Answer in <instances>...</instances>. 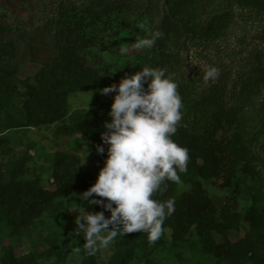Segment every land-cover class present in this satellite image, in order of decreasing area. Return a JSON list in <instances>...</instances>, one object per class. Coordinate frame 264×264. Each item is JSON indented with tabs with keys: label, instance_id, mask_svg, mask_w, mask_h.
I'll list each match as a JSON object with an SVG mask.
<instances>
[{
	"label": "rangeland",
	"instance_id": "rangeland-1",
	"mask_svg": "<svg viewBox=\"0 0 264 264\" xmlns=\"http://www.w3.org/2000/svg\"><path fill=\"white\" fill-rule=\"evenodd\" d=\"M58 1L31 0L30 14L21 18L20 25L30 28L42 23ZM64 1L78 8L93 3L91 0ZM139 3L151 7L149 16L142 20V27L149 22L157 24L164 14L181 25L165 40L164 48L169 52H165L163 62L165 72L179 86L182 112L188 118L213 126L220 137L235 133L241 139L242 156L230 185H221L220 180L203 174L198 178L208 188L219 210L227 198L237 201L241 216L263 206L264 78L259 74L264 67V0H140ZM28 19H31L29 23L25 21ZM111 31L116 52L105 47L111 41L91 49L103 61L99 68L102 82L94 89L70 93L62 120L50 125L9 128L0 113V138L9 141V146L0 149V196L4 188L22 181L54 189L66 169L76 178L71 188L55 198L27 228L14 224L12 212L0 207V264H86L79 245L84 233L75 231L76 216L83 214L80 204L83 203L85 211H104L106 218L111 215L100 205L80 201L79 195L86 191L84 181L98 176L107 156L98 154L96 145L101 140L100 133L105 131L104 122L111 119L108 112L115 93L105 96L100 90L131 75L132 62L144 55V50L134 49L132 43L147 33L124 28L120 20L113 22ZM121 47L129 48L126 55H121ZM210 66L219 70V76L206 84L203 76ZM39 67L38 62L27 61L16 75L14 100L20 106L38 84ZM89 108L105 110L104 121L96 131L75 136L56 133L58 125L72 122ZM87 150V162L79 166ZM190 187L187 176H181V182L170 193L179 195ZM163 227L164 234L155 243L149 242L147 233H141L145 241L132 242L134 252L126 264H226L209 252L208 242L201 240L194 226L182 237L175 235L171 227ZM120 237L109 248L99 250L93 256V264H122L119 262ZM227 239L232 246L250 239L255 241V252L264 253V229L241 224L229 230ZM211 240L221 242L224 238L213 232ZM239 264L253 263L244 258Z\"/></svg>",
	"mask_w": 264,
	"mask_h": 264
},
{
	"label": "trees",
	"instance_id": "trees-1",
	"mask_svg": "<svg viewBox=\"0 0 264 264\" xmlns=\"http://www.w3.org/2000/svg\"><path fill=\"white\" fill-rule=\"evenodd\" d=\"M91 1L93 3L78 8L72 2L60 0L45 21L25 28L20 22H23L22 17L29 16L31 0H0V113H3V123L7 127L43 126L60 121L66 116L70 93L97 87L103 80L99 72L103 61L91 49L111 41L105 47L116 52L114 32L111 31L115 21L120 20L122 27L134 29L138 33L146 27L152 32L163 34L151 49L144 50V55L132 62L131 74L144 67L165 70L163 59L168 51L164 48L165 40L171 31L181 25L173 23L164 14L157 24L149 22L148 26L145 24L142 27V20L144 16H149L151 7L139 3L140 0ZM30 20L25 21L29 23ZM148 35L147 32L145 37ZM27 61L40 64L36 73L38 84L30 90L25 104L20 106L14 100L17 93L16 75ZM260 76L264 78V67L261 68ZM104 114L102 108H89L72 122L58 125L56 133L63 136L92 133L103 123ZM216 132L213 126L205 125L197 118H188L183 113L173 139L189 150L188 170L180 176H187L191 187L175 195L170 192L176 183L168 182L164 192H157L155 198L162 202L169 198L175 200V211L163 226L171 227L179 237L186 235L194 226L201 240L208 242L209 252L226 264H239L244 258L253 264H264V253L255 252V241L249 239L232 246L227 239L229 230L241 224L247 228L255 226L264 229V205L252 208L241 216L237 201L227 198L219 210L208 188L198 178L199 174H203L215 181L220 180L221 185L232 183L238 160L242 156V142L235 133L220 137ZM98 144L102 145V141ZM7 146L8 139L0 138V149ZM102 146L105 147L102 155H107V145ZM96 179L89 177L84 181L83 188H90ZM75 181V175L66 169L59 176L54 189L35 186L27 181L15 183L2 190L0 207L12 212L14 224L27 228ZM213 232L221 234L224 240H211ZM134 240L138 244L145 241L140 232L127 233L119 238L120 263L126 264L131 258ZM84 242V239L79 240L86 264H93V256L84 251Z\"/></svg>",
	"mask_w": 264,
	"mask_h": 264
},
{
	"label": "clouds",
	"instance_id": "clouds-1",
	"mask_svg": "<svg viewBox=\"0 0 264 264\" xmlns=\"http://www.w3.org/2000/svg\"><path fill=\"white\" fill-rule=\"evenodd\" d=\"M144 30L149 35L135 39L134 49H151L163 35ZM128 51V47L120 48L121 55ZM218 76L219 70L210 66L203 80L207 84ZM178 87L165 70L144 67L100 90L105 96L115 93L108 112L111 119L100 133L107 156L96 182L79 200L100 205L111 215L106 218L104 211H85L80 204L83 214L76 216L75 231L84 233L87 255L109 248L115 238L127 233H147L150 243L164 234L163 225L175 211V200L162 202L155 195L164 192L168 182L180 183V174L187 172L190 161L189 150L173 139L183 118ZM102 145H96L98 154L105 153ZM88 155L87 150L79 166L86 164Z\"/></svg>",
	"mask_w": 264,
	"mask_h": 264
}]
</instances>
